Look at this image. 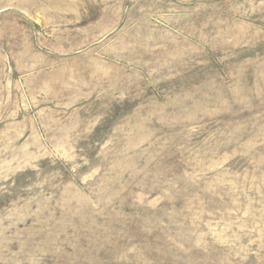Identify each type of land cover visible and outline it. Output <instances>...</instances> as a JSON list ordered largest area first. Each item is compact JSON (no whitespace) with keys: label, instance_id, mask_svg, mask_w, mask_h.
I'll return each mask as SVG.
<instances>
[{"label":"rangeland","instance_id":"obj_1","mask_svg":"<svg viewBox=\"0 0 264 264\" xmlns=\"http://www.w3.org/2000/svg\"><path fill=\"white\" fill-rule=\"evenodd\" d=\"M0 264H264V0H0Z\"/></svg>","mask_w":264,"mask_h":264}]
</instances>
